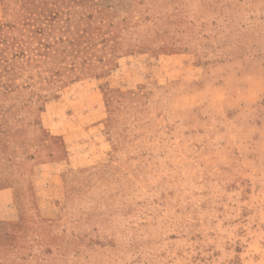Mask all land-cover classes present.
<instances>
[{
	"label": "rangeland",
	"instance_id": "rangeland-1",
	"mask_svg": "<svg viewBox=\"0 0 264 264\" xmlns=\"http://www.w3.org/2000/svg\"><path fill=\"white\" fill-rule=\"evenodd\" d=\"M0 201V264H264V0H0Z\"/></svg>",
	"mask_w": 264,
	"mask_h": 264
},
{
	"label": "crops",
	"instance_id": "crops-1",
	"mask_svg": "<svg viewBox=\"0 0 264 264\" xmlns=\"http://www.w3.org/2000/svg\"><path fill=\"white\" fill-rule=\"evenodd\" d=\"M2 203H3V202L0 201V205H1V206H4ZM5 206H6V205H5ZM5 210H6V209H5Z\"/></svg>",
	"mask_w": 264,
	"mask_h": 264
}]
</instances>
